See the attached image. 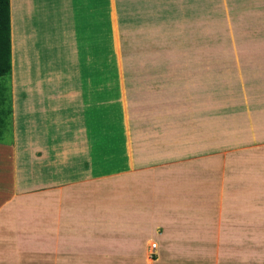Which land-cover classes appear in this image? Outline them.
<instances>
[{"label":"crops","instance_id":"crops-1","mask_svg":"<svg viewBox=\"0 0 264 264\" xmlns=\"http://www.w3.org/2000/svg\"><path fill=\"white\" fill-rule=\"evenodd\" d=\"M175 2L108 0L101 15L95 10L101 9L99 0H9L0 260L14 261L16 244L31 235L32 227L46 228L49 244L58 242L63 252L64 237H75L88 224L111 232L115 218L122 232L128 229L121 237H131L137 246L117 252L142 257L138 247L151 239L155 227L167 228L160 236L155 232L157 237H166L172 228V242L178 234L200 229L208 216L222 220L211 208L221 166L227 173L226 208L233 211L236 200L252 202L256 194L264 204V167L259 166H264V148L256 156L227 157L225 165L219 157L207 158L206 151L194 158L183 148L175 151V92L168 75H146L143 79L161 85L141 90L134 107L127 101L114 23L125 21L123 13L132 9L136 17L153 18L149 28L156 29L159 12L168 17ZM103 16L109 20L105 33L96 30ZM105 37L111 48L106 52ZM112 88L116 95H97ZM202 123L200 133L206 132L207 118ZM188 130L180 134L185 143L190 142ZM146 224L150 229L144 231ZM109 231L103 232L104 241Z\"/></svg>","mask_w":264,"mask_h":264},{"label":"rangeland","instance_id":"rangeland-1","mask_svg":"<svg viewBox=\"0 0 264 264\" xmlns=\"http://www.w3.org/2000/svg\"><path fill=\"white\" fill-rule=\"evenodd\" d=\"M107 3L99 0L101 9L96 12L104 15ZM173 6L168 17L159 12L156 29L149 28L153 18L136 17L138 13L132 9L123 13L125 21L117 24L114 20L116 36L121 38L118 58L124 64V68L120 66L127 78L128 103L134 107L141 90L161 85L143 79L146 75H168L175 92L176 152L183 148L194 158L206 151L207 158L219 157L222 165L227 157L256 156L264 148V0H176ZM108 24L103 16L96 21V30L105 33ZM103 43L104 52L110 51L106 37ZM8 91V75L0 76V129L4 130L0 133L4 134L8 133L3 115L8 108ZM116 92L117 88H112L97 95L109 98ZM206 118V132L200 133ZM187 128L190 142L185 143L180 134ZM221 167L211 208L222 220L208 216L200 229L178 234L172 242L168 241L172 228L166 237H157L156 233L160 236L167 228L155 227L151 239L138 247L143 249L142 257L117 252L125 248L132 252L137 246L131 244V237H121L128 229L122 232V222L115 218L110 221L115 225L111 232L88 224L75 237H64L63 252L58 242L49 244L46 228L32 227L31 235L16 244L14 261L3 259L0 263L264 264L262 196L254 195L252 202L236 200L238 208L233 211L226 208L223 183L227 173ZM167 171L170 175L172 169ZM144 227L150 229L147 224L141 228L145 231ZM173 229L176 232L177 228ZM105 231L111 240H103ZM153 243L156 248L151 247Z\"/></svg>","mask_w":264,"mask_h":264},{"label":"trees","instance_id":"trees-1","mask_svg":"<svg viewBox=\"0 0 264 264\" xmlns=\"http://www.w3.org/2000/svg\"><path fill=\"white\" fill-rule=\"evenodd\" d=\"M11 70L9 0H0V76Z\"/></svg>","mask_w":264,"mask_h":264},{"label":"built area","instance_id":"built-area-1","mask_svg":"<svg viewBox=\"0 0 264 264\" xmlns=\"http://www.w3.org/2000/svg\"><path fill=\"white\" fill-rule=\"evenodd\" d=\"M151 247H152V248H156V244H155V243H153Z\"/></svg>","mask_w":264,"mask_h":264}]
</instances>
